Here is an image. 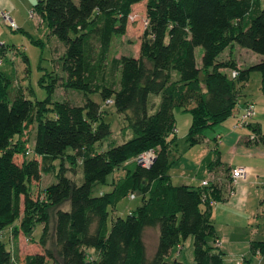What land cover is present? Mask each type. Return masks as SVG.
Returning a JSON list of instances; mask_svg holds the SVG:
<instances>
[{
	"label": "trees",
	"instance_id": "16d2710c",
	"mask_svg": "<svg viewBox=\"0 0 264 264\" xmlns=\"http://www.w3.org/2000/svg\"><path fill=\"white\" fill-rule=\"evenodd\" d=\"M143 3L147 25L139 56L120 58L117 88H94L88 73L90 42L99 41L105 55L115 37L127 34L134 8ZM32 12L66 47L64 86L82 91L86 102L76 106L49 98L34 104L18 92L12 98L11 80L0 71V264L51 262V227L61 264H187L166 259L190 238L195 264H229L212 220V202L222 200L217 186L172 182L175 111L191 114L187 141L194 146L207 130L236 115L242 88L253 74H261L264 93V0H40ZM234 45L262 60L243 70L235 61L220 62ZM198 48L203 49L201 68ZM49 90L53 93L54 86ZM92 92L108 105L113 102L129 139L106 146L114 131L101 105L90 98ZM156 97L160 103L154 110ZM150 150L156 160L148 169L136 158ZM56 160H61L58 174ZM67 160L80 162L81 183L67 177ZM44 172L56 173L57 183L40 195ZM116 173L119 179H110ZM99 185L107 190L95 188ZM131 196L142 197L143 204L126 219L113 220L110 228V207ZM38 225H43L42 253L22 258L17 244L13 252L7 248L20 233L33 241L29 237ZM149 227L158 231L151 258L144 240ZM251 251L254 257L264 255V240L253 242ZM252 261L240 258L235 264Z\"/></svg>",
	"mask_w": 264,
	"mask_h": 264
},
{
	"label": "crops",
	"instance_id": "0c3cea01",
	"mask_svg": "<svg viewBox=\"0 0 264 264\" xmlns=\"http://www.w3.org/2000/svg\"><path fill=\"white\" fill-rule=\"evenodd\" d=\"M39 1L0 0V42L6 44V48L0 52V58L3 57L4 62L0 69L5 66L7 59L12 63L18 60L17 51L24 52V57L28 59L25 55L26 51L14 43L16 37L11 35L13 32H22L32 42L37 41L34 34L47 35L42 19L37 14L31 16ZM2 13L8 14L19 29L12 31L2 20ZM49 36H52L51 32ZM10 41L13 44H10ZM225 52V58L219 57L218 60L235 61L239 70L247 69L262 60L261 56L237 45ZM261 85V74H253L242 88V98L236 115L207 130L202 141L194 146H190L187 141L192 123L191 114L181 110L175 111L177 132L176 142L172 145L174 161L172 168L183 162L185 157L190 156L191 166L193 165L196 170L194 177L187 178L188 171L185 170L187 166H182L180 170L182 174L178 176L171 168L172 182L177 186L188 185L196 188L203 186V182L217 186L222 200L217 203L212 202V220L217 239L223 242L224 257L231 264H235L240 258L252 259V263L255 264L256 257L252 254L251 244L264 240V93ZM159 103L160 97L154 98V110ZM248 105L254 106L256 115L250 120L249 125L237 127L239 118ZM187 114L190 117H187ZM180 116H184L183 121L187 123L182 128L178 126ZM181 142L184 144L181 145ZM197 146L200 149L194 151ZM242 168L247 170L246 179L235 186L232 185L233 171ZM176 177L182 184L174 183ZM260 264H264V259Z\"/></svg>",
	"mask_w": 264,
	"mask_h": 264
},
{
	"label": "rangeland",
	"instance_id": "374dc122",
	"mask_svg": "<svg viewBox=\"0 0 264 264\" xmlns=\"http://www.w3.org/2000/svg\"><path fill=\"white\" fill-rule=\"evenodd\" d=\"M78 2V0H75ZM147 25L146 21V4H140L134 8L133 14L129 19L127 26V34L123 37L117 36L112 40L111 47L105 55L100 54V43L97 40H92L88 47V73L89 79H91L94 88L109 86L113 88L118 87L119 83V64L118 61L123 56H130L136 58L140 53V45L142 42L143 34L145 32ZM47 29V35L44 36L42 33L40 36L35 35V40L30 41L22 32H13L11 35H14L15 44L19 45L23 51L25 50V55L28 59L24 57V52L21 53L17 51L18 60L13 63L9 59L6 60L5 66L0 69V71L7 74L11 80V94L14 97L15 93L18 92L20 96H23L24 99L32 101L34 104L37 102H43L49 98L52 102H71L76 106H83L86 102L85 94L82 91L73 90L64 86L67 82V75L63 70V58L66 53V47L62 42H60L55 36H49L50 30L47 26L43 25V28ZM39 35V33H37ZM13 36V37H14ZM54 37V38H52ZM23 39V40H22ZM39 40H42L43 43H39ZM38 42V43H37ZM10 44L13 42L10 41ZM225 54L220 56V59H224ZM202 57L203 49L198 48L196 50V59L197 65L202 67ZM3 59V57H2ZM54 86V92L50 93V86ZM90 98L95 102L101 105L102 110L105 112V122L110 123L112 130L115 132L113 137L109 139L106 143L108 145L119 144L129 139L130 136L127 134H122L123 119L116 112L113 105H108L107 101H104L100 94L90 93ZM187 117H190L187 114ZM184 116L178 118V126L184 127L187 123L183 121ZM188 122V121H187ZM33 130L31 134L28 135L29 141L32 144L33 142ZM123 135V136H122ZM184 142H181L183 145ZM29 147V146H28ZM104 147V146H103ZM102 147V148H103ZM199 146L196 147L194 151H198ZM29 150V148H28ZM73 150L69 149L68 154H72ZM180 154V153H179ZM189 157H185L183 162H179L178 165L172 168V171L175 174L180 175L182 166L186 167L187 178L195 176V168L191 166V160ZM21 160H18L20 162ZM50 163H47L46 167H49ZM64 165L68 168L67 177L72 178L75 183L82 182V169L80 162L71 163L70 161L64 162ZM55 170L58 174L61 168V160H56L54 162ZM119 174V173H118ZM118 174H114L112 178H118ZM184 177V176H183ZM179 182V183H178ZM186 183V179L184 180ZM57 183L56 173L52 172L47 174L44 172V178L42 181L40 195L42 191L50 185ZM175 184H182L179 178L176 177ZM177 186V185H176ZM95 188L106 189L107 187L99 185ZM35 192L32 194L33 198L37 197V190L33 189ZM101 190H98L99 193ZM24 197H22V209H23ZM143 204L142 197L138 196L135 198L128 197L122 200L116 208L110 207L109 209V226L110 228L113 225V220L116 218L126 219L131 213L136 211ZM67 205H64L65 209ZM55 211H50V216L53 221ZM8 233V229L5 230L4 236ZM43 233V225H38L36 230L30 235L29 238H33V241H30L22 233L19 234L18 240L7 241V248L10 251H14L16 244L19 247L21 257H25L29 254L42 253L43 249L40 245V241ZM144 240L147 245V256L151 258L157 249L158 242V231L155 227H149L145 230ZM49 248L53 253L54 259L47 264H61V259L59 258L54 241L53 227L49 231ZM90 255V254H89ZM96 255V254H94ZM93 255V256H94ZM90 258V257H89ZM92 258H90L91 260ZM179 259L180 261L187 264H195L194 261V242L190 238L188 242L184 243L182 247L176 248L172 251L167 261H175ZM264 259V255L256 257V263L260 264ZM226 261V259H225ZM228 262V261H226ZM231 264L230 262H228Z\"/></svg>",
	"mask_w": 264,
	"mask_h": 264
},
{
	"label": "built area",
	"instance_id": "2783aa9c",
	"mask_svg": "<svg viewBox=\"0 0 264 264\" xmlns=\"http://www.w3.org/2000/svg\"><path fill=\"white\" fill-rule=\"evenodd\" d=\"M33 14V12H32ZM2 20L4 21V23H6L9 28L13 31H16L19 29L18 25L12 21V19L10 18V16L8 14H4L2 13L1 15ZM6 48V44L4 42H0V52L2 49ZM3 63V59L0 58V65ZM233 77L237 76V72H233ZM110 104H112V101H109ZM256 113H255V109L253 105H248L245 110L244 113L241 115V117L239 118V121L237 123V127H245L247 125L250 124V120H252L255 117ZM31 152V151H29ZM156 160V152L153 150L144 152L142 154H140L137 158H136V162L144 167V168H151L152 165L154 164ZM247 177V170L242 168V169H238L233 171L232 173V181L233 184L236 185L238 184L240 181L245 180ZM209 185L207 182H203V186H207ZM132 198H135V196H131ZM222 241H218L217 245H221ZM241 264V263H240Z\"/></svg>",
	"mask_w": 264,
	"mask_h": 264
}]
</instances>
